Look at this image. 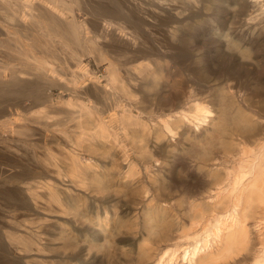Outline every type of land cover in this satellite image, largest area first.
Listing matches in <instances>:
<instances>
[{"label": "bare ground", "instance_id": "6f19581e", "mask_svg": "<svg viewBox=\"0 0 264 264\" xmlns=\"http://www.w3.org/2000/svg\"><path fill=\"white\" fill-rule=\"evenodd\" d=\"M240 1L244 13L248 11V20L257 18L255 11L264 12V0ZM203 2L0 0V89L8 90L28 79L42 88L58 87L62 94L57 101H53L49 92L38 95L35 102L27 101V96L15 101L0 97V152L14 155L21 140L32 146L42 143L38 159L52 178H33L26 182V187L21 180L20 187L29 192L42 188L59 204L70 193L68 190L62 193L61 176L75 179L83 173L81 177L88 179L91 190H97L106 186L101 169L108 167L107 161L114 166L115 180L116 176L122 180L133 178L141 168H137L132 152H142L145 157L142 168L150 184L142 180L140 199L143 202L149 199L145 226L150 228L151 235L155 231L152 226L162 216L165 220L160 227L165 229L162 231L165 242L152 249L148 248L150 244L145 246L143 252L149 258H143L138 251L137 260L131 264H264V108L249 103L250 95L239 81L226 83L218 99L208 93L209 84L202 87L194 78L180 75L175 86L168 85L175 74L169 63L158 56L169 53L173 45L163 44V37L156 43L148 36L150 30L157 29L168 35V43H174L181 28L163 30L156 27V22L164 14L175 15L174 18L184 22L192 15L180 16L184 10L200 12ZM75 8L86 14L84 20H77ZM123 14L134 24L133 20H137L140 30L132 24H123L120 21ZM235 18L233 22L240 20ZM116 52L129 53L131 57L117 62L113 55ZM88 57L99 65L107 64L104 71H95L86 61ZM159 67L161 73L156 72ZM159 84L160 88L153 92V87ZM230 108L237 110L233 116ZM233 120L238 126L244 124L250 133L243 135L236 128L225 136L224 129ZM32 123L38 124L39 129ZM28 131H33L35 137L31 143L21 138ZM224 143L230 150L210 154L215 144L222 147ZM153 146L161 148L167 156L176 149L184 157L190 152L191 167L203 164L197 167L196 174H187L193 180L188 184L186 197L180 196L181 192L164 179L163 173L173 169L185 171V161L173 165L159 156L156 158ZM122 157L128 159L125 171L120 167ZM152 158L160 161L157 166L151 162ZM4 173L0 171V178ZM31 194L37 206L39 193ZM141 200L124 204V208H136ZM51 203L49 199L45 204L51 207ZM116 206L104 207L106 214L99 220L100 225L106 227L111 219H119ZM178 214L181 217L176 222ZM173 224L178 225L176 233L174 228L170 229ZM105 227L103 235L108 238ZM43 230L28 229L29 242H22L23 245L36 253L56 250L67 255L72 244H66V239L71 238L69 233L60 232L63 242L52 247L44 240ZM20 237L10 239L20 245ZM144 238L148 244L149 238ZM109 239L91 243L90 247L112 251ZM32 262L35 261L27 258L25 264Z\"/></svg>", "mask_w": 264, "mask_h": 264}, {"label": "rangeland", "instance_id": "374dc122", "mask_svg": "<svg viewBox=\"0 0 264 264\" xmlns=\"http://www.w3.org/2000/svg\"><path fill=\"white\" fill-rule=\"evenodd\" d=\"M163 1L170 2L171 0ZM172 1L189 3L194 0ZM75 9L77 20L79 22L84 20L86 14L80 12L77 8ZM184 11L185 13L180 16L192 14L184 22L179 21L174 18L175 15L172 16L170 14H164L162 19L156 22V27L163 28V30L181 28L177 32L178 34L175 37L177 40L174 43H168V35L160 34L161 32H158L157 29L148 32L150 41L157 43L163 37V44H171L174 47V49L169 47L170 51L165 55L158 53L159 59L169 63L175 74L172 81L167 82L168 85L173 86L176 78H180V75L188 79L194 78L202 87H205V84H209L208 93L210 92L213 98L218 99V94H220L226 83L233 84L235 81H239L250 95L249 103L255 108H264V12L257 10L255 11L258 13L257 18L248 20L246 15L248 11L244 13L243 2L240 0H204L203 4H201L200 12L191 13L190 9ZM255 12L254 14H256ZM235 17L240 18V20L233 22L237 20ZM120 21L127 26L134 25L133 28L135 27V29L140 26L137 20H133L134 24L132 20H128L127 16L125 17V14L121 15ZM231 25L233 28H230V30L229 26ZM128 54L124 53L123 55V52L113 53L117 62L119 60L127 61V56L131 57ZM152 56L155 57L157 55L152 54ZM86 61L97 72H103L107 65H99L92 57L86 58ZM156 72L161 73L162 67H159ZM160 85L153 87V92L159 89ZM60 90L55 86L42 88L39 84L32 82V80L25 79L22 84L11 86L8 90L2 91L0 89V97L15 101L27 96V101L35 102L38 99V95L49 92L53 101H57L62 96ZM35 106L33 109H36L38 104ZM229 111L233 116L237 110L230 108ZM248 112H246L247 115L249 114ZM35 124L32 123L36 129L38 124ZM236 128H239L243 135H247L249 132L244 124L238 126L237 121L233 120L224 129L225 136H228L227 132L235 131ZM31 133L33 131H28V134H22L21 138L31 143L35 140ZM15 137L18 136L16 135ZM49 143L55 144V142L51 141ZM17 145L20 150L15 149L14 155L8 151L0 152V171H5L4 177L0 178V264H25L27 258L29 261H35L31 264H65L67 261L72 264H131L137 260L138 251H141L140 255L143 258H149V255L143 252L145 246L150 244L148 248L152 249V247L157 246L156 244L160 245L165 242L162 237V231L165 229H162L163 226L160 227L161 222L165 220L162 216L159 215L160 220L152 226L155 231L151 235L149 233L150 228L145 226L146 218L144 214L147 212L145 207L149 199H145L144 202L140 199L143 197L141 196L143 193L141 185L143 186L142 180H144L145 184H149V182L146 180L147 177L144 175V168H142V158H145L142 152H132V158L137 162V168H141V172L132 176L133 178L122 180L116 176L117 179L115 180L112 177L115 173L114 166L111 167L109 161H107L108 167L104 170L101 169L103 171L101 176H103V182L106 186L97 190H91L92 187L88 185V179H82L83 173H79L75 179L69 176H61L60 186L61 190L64 191L61 192L65 194L70 191L72 195L70 196V193H67L68 195L64 199L62 198L63 204H59L53 195L51 197L49 192L42 188L32 189L31 192L28 190L24 191L25 189L22 190L20 187L22 182L26 187L28 180L31 181L33 178L46 180L52 178V176L46 173V168L41 166L42 164L38 159V155L42 152V143L40 146H32L31 144H27V146L21 140ZM228 146L227 143H224L222 147L220 144H215L209 152L210 154H215L220 149L230 150ZM152 151L154 157L157 158L159 156L169 164L175 165L182 160L185 161V171L179 173L177 169H173L163 173L166 176L164 179L174 183L172 185L173 188L181 192L180 196L186 197L185 194L190 189L188 184L193 180V177L187 174H196L197 167L203 166V164H196V166L191 167L192 155H190V152H186V158L180 154V149H176L170 156H167L157 146H153ZM191 152L194 153V151ZM121 162V170L125 171L128 168V159L126 160L122 157ZM151 162L157 166L160 161L152 158ZM60 167L62 170L65 169L63 164ZM190 167L191 169H189ZM167 168L169 169V166ZM79 176H82L81 179ZM35 192L39 193L37 206L31 198V193ZM62 193L61 196H63ZM175 196L177 198V195ZM49 199L52 202L51 207L45 204ZM140 200L141 202L135 205L136 208H124V204L129 205V202ZM66 202L67 205H65ZM108 206L111 209L116 206L119 219H111L105 227L100 225L99 220L106 214L104 207ZM98 212L100 213L98 214ZM75 213L77 214L75 215ZM39 217L42 218L41 221H39ZM180 217L178 214V218L175 217V221H179ZM58 222H61V224ZM177 226L173 224L170 229L174 228L176 233ZM104 227L108 229V238L103 235L102 229ZM28 229L35 231L44 229V240L46 239L50 243L49 246L51 245L52 247L59 246L63 242L62 231L69 233L71 238H68V241L66 239V244H72L68 248L67 255L64 256L56 250H45V252L39 253L34 250L29 251V247L22 243L29 242L27 239V236H30ZM17 236H21L22 244L19 243L20 245L10 239ZM144 237L149 238L148 244H146L147 239ZM108 239L110 240L108 243L112 251L97 250V247H90L91 243H102ZM68 253L71 254L68 256Z\"/></svg>", "mask_w": 264, "mask_h": 264}]
</instances>
